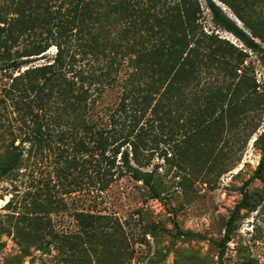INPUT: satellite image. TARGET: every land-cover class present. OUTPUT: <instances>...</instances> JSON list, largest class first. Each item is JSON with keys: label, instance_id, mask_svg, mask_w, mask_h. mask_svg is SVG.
Instances as JSON below:
<instances>
[{"label": "rangeland", "instance_id": "1", "mask_svg": "<svg viewBox=\"0 0 264 264\" xmlns=\"http://www.w3.org/2000/svg\"><path fill=\"white\" fill-rule=\"evenodd\" d=\"M69 2L0 0V172L20 155L0 178V264H264V167L257 172L264 38L249 48L217 26L200 0L203 30L213 37L206 43L217 58L200 56L174 76L157 98L136 159L131 146L121 148L140 179L119 154L105 184L109 179H98L88 164H59L62 153L75 152L73 140L58 139L55 93L38 94V107L29 80L19 77L53 60ZM255 2L262 18L253 23L264 36V0ZM21 60L28 63L14 69ZM81 64L89 71L104 65ZM121 94L108 87L100 94L95 118L102 127L115 125L110 116ZM119 114L121 130L128 120Z\"/></svg>", "mask_w": 264, "mask_h": 264}, {"label": "trees", "instance_id": "2", "mask_svg": "<svg viewBox=\"0 0 264 264\" xmlns=\"http://www.w3.org/2000/svg\"><path fill=\"white\" fill-rule=\"evenodd\" d=\"M69 1L68 18L59 26L61 40L56 44L55 57L48 64L28 68L19 77L29 80L31 91L37 93L38 107L44 104L43 97L38 94L44 92L43 96L50 98L55 93L59 104L58 139L63 143L73 140L75 152L69 156L66 150L60 155L59 164L66 168L88 164L95 169L98 179H109L103 181L107 184L114 175L111 171L120 154L122 166L132 173V178L139 180L140 171L131 166L130 153L128 150L121 152V148L131 146L136 159L139 138L147 130L146 124L154 121V112L160 102L157 98L165 94L174 76L186 65L194 66L200 56L207 55L212 62L217 58L213 43H206L213 37L203 30L201 2ZM219 4L227 6L245 28L230 18ZM205 5L217 26L232 33L249 48L259 47L254 39L264 36L253 23L257 14V19L262 18L255 0H205ZM246 30H250L252 36ZM136 34L139 39L130 40ZM46 50L26 56L40 55ZM86 59L104 65L96 70H85L81 63ZM26 63L27 60L13 61L12 67L21 69ZM105 87L122 90L120 102L110 116L115 124L111 129L102 127V119L95 118L96 101L102 99L100 94ZM153 102H156L154 106ZM118 113L128 120V125L121 130L116 125ZM69 117L74 121L71 127L67 126L71 122ZM145 143L143 146L147 145ZM257 143L261 145L262 153L259 172L264 167V134ZM19 156L17 154L4 165L0 178L13 172ZM63 170L60 168V172Z\"/></svg>", "mask_w": 264, "mask_h": 264}, {"label": "water", "instance_id": "3", "mask_svg": "<svg viewBox=\"0 0 264 264\" xmlns=\"http://www.w3.org/2000/svg\"><path fill=\"white\" fill-rule=\"evenodd\" d=\"M220 5V4H219ZM221 6V5H220ZM222 9L225 11V8L222 7ZM230 18H232V15L228 14Z\"/></svg>", "mask_w": 264, "mask_h": 264}]
</instances>
